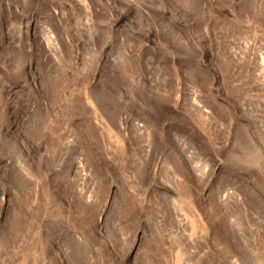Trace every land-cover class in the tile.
I'll return each instance as SVG.
<instances>
[{
	"label": "rangeland",
	"instance_id": "1",
	"mask_svg": "<svg viewBox=\"0 0 264 264\" xmlns=\"http://www.w3.org/2000/svg\"><path fill=\"white\" fill-rule=\"evenodd\" d=\"M0 264H264V0H0Z\"/></svg>",
	"mask_w": 264,
	"mask_h": 264
}]
</instances>
